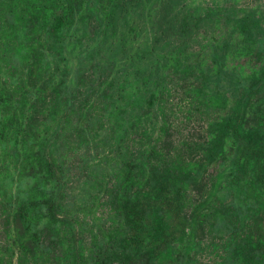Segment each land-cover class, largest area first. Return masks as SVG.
<instances>
[{"label":"rangeland","instance_id":"obj_1","mask_svg":"<svg viewBox=\"0 0 264 264\" xmlns=\"http://www.w3.org/2000/svg\"><path fill=\"white\" fill-rule=\"evenodd\" d=\"M84 2L74 24L57 31L48 25V35L30 45L32 83L57 85L58 102L49 114L17 126L19 136H0V264H90L95 243L107 242L119 225L113 193L131 153L145 145L158 149L150 159L156 166L173 158L197 167L182 194L183 216L194 217L193 246L179 255L183 243H175L176 261L164 264H239V248L264 246V187L232 161L231 146L215 131L225 110L209 97L233 100L260 71L264 80V0H151L123 15L115 11L112 29L105 28L104 13L115 0ZM11 6L0 0V26ZM222 8L232 22L250 14L259 25L243 33L210 14ZM186 11L195 13L189 35L181 30ZM7 41L1 55L18 62L15 42ZM22 69L18 74L31 79ZM134 123L141 124L137 131ZM248 126L264 133V82L252 98ZM39 152L54 166L48 182L34 158ZM141 191L153 192L146 185ZM45 193L56 201L57 219H44L46 206L31 212L40 234L37 259L12 257L7 234H20L22 225L11 215ZM256 264H264V252Z\"/></svg>","mask_w":264,"mask_h":264},{"label":"trees","instance_id":"obj_2","mask_svg":"<svg viewBox=\"0 0 264 264\" xmlns=\"http://www.w3.org/2000/svg\"><path fill=\"white\" fill-rule=\"evenodd\" d=\"M150 1L115 0L112 8H107L104 13L108 22L105 28L110 26L111 29L113 28L115 11L118 10L123 15ZM84 10V0H12L9 13L0 26V41L2 37L6 38L0 43V51L3 44L10 46L7 40L15 42L13 51L18 57V62L0 53V136H19L14 132L17 126L25 124L26 121L33 122L36 116L48 113L53 103L58 102L60 92L55 90L58 88L57 85L38 87L32 83L35 73L33 70L29 72L27 64L30 58L28 56L30 45L35 44L42 33L48 35V25L56 31L71 26ZM44 14H47L46 18ZM49 14L51 17L47 19ZM194 14L192 11L182 14L181 30L183 29L186 35L191 31ZM210 14L220 22L231 21L246 34L251 33L252 29L259 25V20L250 14H245L242 19L232 22L224 8ZM19 65L23 69L27 67L31 79L27 80L28 76L23 77L22 74H18ZM261 73L254 77L253 82L241 96L230 100L222 94L214 93L215 95L209 97V102L225 110L221 119L215 124V131H218V134L231 146L232 161H235L238 167L249 171L254 181L263 188L264 133L248 126L252 98L264 82ZM85 114H88V111ZM119 123L118 121L117 125ZM134 125L135 131L141 126L137 123ZM21 129L24 131V128ZM127 137L123 136L120 140L124 142ZM158 155L159 151L155 145H145L139 155L131 153V159L126 167L127 172L120 176V190L113 193L112 197L119 225L112 234L106 236L107 242L101 246L95 243L96 249L91 253L93 258L89 260L90 264H111L112 261L117 264H132L137 258H142L144 264H164L169 260L176 261L174 257L177 256L178 249L174 247L175 243H183L179 255L184 249L188 251L192 248L193 242L190 239L194 230L191 228V223L194 217L188 220L183 216L182 194L185 187L190 185L189 176L197 171L196 164L191 160L176 159L175 161L172 158L166 161L168 166L159 167L150 161ZM34 158L38 159L43 171V179L48 182L54 172L53 163L43 155V152H39ZM144 185L149 186L153 192H142L141 188ZM44 206H46L44 219L47 218L51 223L55 222L56 201L53 196L46 193L40 198L19 205L15 214L11 215V217L14 215L20 217L18 221L22 225V232L27 233V235H22V232L12 235L11 230L8 231L5 249L12 257L16 254L21 258L29 254L37 259L38 252L41 251L40 234L34 229L33 217L30 216L34 209ZM10 207L7 206L3 211L7 214ZM28 239L37 250L35 254H32L27 246ZM263 252L264 246L261 245L242 246L237 253L240 258L238 263L256 264ZM82 259L85 261L87 257L82 254Z\"/></svg>","mask_w":264,"mask_h":264}]
</instances>
